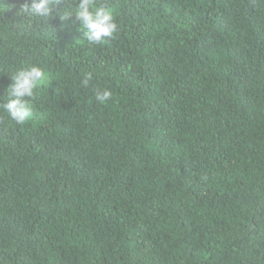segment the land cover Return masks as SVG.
Listing matches in <instances>:
<instances>
[{
    "label": "trees",
    "instance_id": "16d2710c",
    "mask_svg": "<svg viewBox=\"0 0 264 264\" xmlns=\"http://www.w3.org/2000/svg\"><path fill=\"white\" fill-rule=\"evenodd\" d=\"M22 2L0 105L16 70L47 79L24 124L0 107V264H264V0H98L104 44L60 19L75 0Z\"/></svg>",
    "mask_w": 264,
    "mask_h": 264
},
{
    "label": "clouds",
    "instance_id": "9594fccd",
    "mask_svg": "<svg viewBox=\"0 0 264 264\" xmlns=\"http://www.w3.org/2000/svg\"><path fill=\"white\" fill-rule=\"evenodd\" d=\"M56 4L57 0H24L19 4L16 15L22 17L21 21L31 22L51 15ZM58 15L61 20H67L74 15L80 22L84 36L92 43L104 44L118 31L114 9L106 3H98V0H75L74 7ZM10 75L12 83L8 85L7 99L0 107L7 111L12 120L22 125L33 116L36 89L46 81L47 74L40 66L34 64L16 70ZM90 79L91 75H86L83 80L84 84L88 85ZM111 96L112 92L109 89L98 90L95 94L99 103L107 102Z\"/></svg>",
    "mask_w": 264,
    "mask_h": 264
}]
</instances>
